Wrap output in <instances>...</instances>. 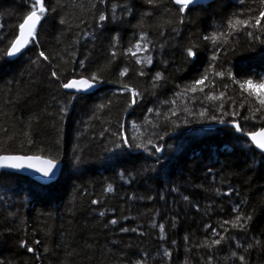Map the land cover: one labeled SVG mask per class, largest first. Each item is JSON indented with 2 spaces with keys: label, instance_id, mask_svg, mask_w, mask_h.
<instances>
[{
  "label": "trees",
  "instance_id": "16d2710c",
  "mask_svg": "<svg viewBox=\"0 0 264 264\" xmlns=\"http://www.w3.org/2000/svg\"><path fill=\"white\" fill-rule=\"evenodd\" d=\"M44 3L9 61L32 0H0V156L64 172L50 187L0 176V264H264V156L234 129L204 128H264V2ZM80 78L102 86L64 91Z\"/></svg>",
  "mask_w": 264,
  "mask_h": 264
},
{
  "label": "snow or ice",
  "instance_id": "6c2138e0",
  "mask_svg": "<svg viewBox=\"0 0 264 264\" xmlns=\"http://www.w3.org/2000/svg\"><path fill=\"white\" fill-rule=\"evenodd\" d=\"M155 0H148V3L152 4L154 3ZM194 2V0H174V3L179 5V12H183L185 9L188 8V6L190 4H192ZM262 2H264V0H262ZM48 11V9L45 7V3L44 0H32V7L30 12L27 14L26 18L24 19V22L22 24H20V31H21V36L18 37L16 39V41L14 43H12L11 47L6 51V55L8 56H14L17 53H19L21 51V49L30 42L29 38H34L35 37V30H36V26L39 24L42 16L44 13H46ZM106 19V16L101 14L99 16V20L100 21H104ZM264 19V10H262L259 14V16L256 18L255 20V24L253 25V27H258L261 25V20ZM61 23H64V21L62 20ZM237 24H246V21H242V20H237L236 21ZM251 35V33H250ZM141 39L143 40L144 38L141 37ZM136 50L140 51L141 50V45L137 44L135 45ZM133 55H135L136 53H132ZM188 55L189 56H194L195 53L192 51L191 48H189L188 50ZM40 56L43 57V59L47 60L48 57L45 55L44 52L40 53ZM147 62L151 63V57H147ZM137 62L139 63L140 61L137 60ZM82 63V62H81ZM127 72V69L124 70V72L121 73V75H124ZM53 76H56L57 73L53 72L52 73ZM218 75H220L218 73ZM92 79H95V76L92 77ZM156 79H160V74L157 73L156 75ZM206 79V77H205ZM204 80H200L197 81V84H203ZM245 84L251 86L252 85V81H246L244 84H241V87H245ZM92 85L90 84L89 80H80V81H70L67 83L63 84L64 88H90ZM260 88L264 89V83H262L261 85H259ZM196 89L193 88V91H195ZM203 89H201L202 91ZM133 95H137L136 93H133ZM260 104L262 106H264V98L260 99ZM237 130H240L239 125H236ZM251 138L252 140L256 143V146L258 148H260L261 150H264V131L259 132V133H252L251 134ZM157 151H159L160 149L157 148ZM25 159H27L28 161H32L33 159L35 160H40L39 157H0V161H11V163H7L4 165H0V166H6V167H11V168H22L25 166L24 161ZM42 165L41 167H36V165L32 164V163H28L27 167L29 168H35L36 171L40 172L44 177H50L54 171V169L56 168V162L54 160H43L42 161ZM108 191H112L111 187L109 186ZM93 203H96V201H93ZM101 215H103V213H101ZM250 219V217L248 218ZM240 221V217L238 216L236 218V221L232 222L234 223L236 226H240L243 227V225L239 224ZM111 223L115 224L116 221L113 220L111 221ZM225 223H229L228 221H225ZM161 230H163V226L161 225ZM122 231H128V229H122ZM215 232V230H214ZM218 235V233H217ZM221 242L220 239H217L214 241L215 244H219ZM249 247H251V245H249ZM28 251H33V249L31 247L28 248ZM233 255H236L235 253H233ZM239 259L241 261L244 260V257L241 256L239 257Z\"/></svg>",
  "mask_w": 264,
  "mask_h": 264
},
{
  "label": "water",
  "instance_id": "95a60500",
  "mask_svg": "<svg viewBox=\"0 0 264 264\" xmlns=\"http://www.w3.org/2000/svg\"><path fill=\"white\" fill-rule=\"evenodd\" d=\"M172 1L174 3V0H172ZM214 1H216V0H194V2L192 4H190L188 7L200 6V5H209L212 2H214ZM175 6L180 7L177 4H175ZM40 22H41V20H40ZM40 22H39V24H40ZM39 24L36 26V30H37ZM36 30H35V34H36ZM20 36H21V31L19 30L18 37H20ZM34 39H35V37L34 38H29L30 42L27 43L21 49V51L19 53H17L14 56H8L7 55V59L9 61H14L15 59H17L19 56H21L24 53V51L31 44V42L34 41ZM73 80L80 81V80H89V79L80 78V79H73ZM73 80H71V81H73ZM89 82L92 85L90 88H79V87H77V88H63V89H64V91H66L68 93H71L73 95L78 96V95H91V94H94L102 86V84L94 82V81H91V80H89ZM237 124L240 127L239 131L236 128ZM204 128L206 130H211V131H214V130H217V129H220V128H231V129H234L238 136L245 138L248 142H250V144L254 147V149L259 154L264 156V150H261L260 148H258L256 146V143L252 140V138H251V134L252 133L243 132L242 129H241L240 124L237 123V122H232V123H227V122L224 123V122H222V123H219V124L207 125ZM262 131H264V128L259 130V131H257V132H255V133H259V132H262ZM163 151H164V149L162 148L160 150V155L161 156L163 154ZM5 156H7V157H24V158H27V157H33V158L39 157L40 160L38 161V160L33 159L32 161H28L27 159H25V161H24L25 166L22 167V168H11V167H6V166H0V176H2L3 174H12V175H17V176H22L24 178H27V179L35 182L36 184H38V185H40L42 187H50L52 184L58 182L61 179L62 174L64 172V162L63 161H55L56 162V168L54 169L52 175L50 177H44L40 172L36 171L35 168L27 167V164L28 163H32V164L36 165V167H41V166H43L42 165V161L43 160H51V159H47V158H44V157H41V156H25V155H21V154H4V155H2L0 157H5ZM7 163H11V161H0V165H4V164H7Z\"/></svg>",
  "mask_w": 264,
  "mask_h": 264
},
{
  "label": "rangeland",
  "instance_id": "374dc122",
  "mask_svg": "<svg viewBox=\"0 0 264 264\" xmlns=\"http://www.w3.org/2000/svg\"><path fill=\"white\" fill-rule=\"evenodd\" d=\"M5 65V61L2 59V61L0 60V69L3 68ZM16 181H14V185L16 187H22V185L24 183H27L28 179H25V181H20L19 179H15ZM2 180L0 181V184H1ZM48 192L52 193V190H50V188H48Z\"/></svg>",
  "mask_w": 264,
  "mask_h": 264
}]
</instances>
